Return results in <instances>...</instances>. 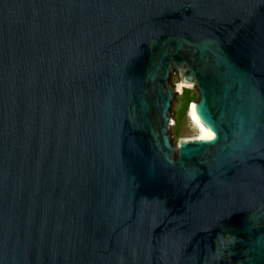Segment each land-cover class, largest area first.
Instances as JSON below:
<instances>
[{
	"label": "water",
	"instance_id": "95a60500",
	"mask_svg": "<svg viewBox=\"0 0 264 264\" xmlns=\"http://www.w3.org/2000/svg\"><path fill=\"white\" fill-rule=\"evenodd\" d=\"M0 264H264V0H0Z\"/></svg>",
	"mask_w": 264,
	"mask_h": 264
},
{
	"label": "rangeland",
	"instance_id": "374dc122",
	"mask_svg": "<svg viewBox=\"0 0 264 264\" xmlns=\"http://www.w3.org/2000/svg\"><path fill=\"white\" fill-rule=\"evenodd\" d=\"M171 83L178 84L181 81L177 71L173 72L170 78ZM198 91L194 86L187 85L180 91L172 104L171 112L173 126L170 129L172 141L178 142L179 138L197 137L199 128L193 122L189 114L192 101L198 99Z\"/></svg>",
	"mask_w": 264,
	"mask_h": 264
},
{
	"label": "bare ground",
	"instance_id": "6f19581e",
	"mask_svg": "<svg viewBox=\"0 0 264 264\" xmlns=\"http://www.w3.org/2000/svg\"><path fill=\"white\" fill-rule=\"evenodd\" d=\"M178 84L181 87V91H183V88L187 86L186 83H182V82H180ZM189 114H190V117L193 120V122L199 128V132H198L197 136H202V135L208 136L209 135L208 131L205 129V127L194 116L193 111H192V106H190V108H189Z\"/></svg>",
	"mask_w": 264,
	"mask_h": 264
}]
</instances>
